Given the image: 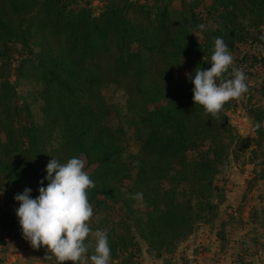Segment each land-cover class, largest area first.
<instances>
[{"label":"trees","instance_id":"trees-1","mask_svg":"<svg viewBox=\"0 0 264 264\" xmlns=\"http://www.w3.org/2000/svg\"><path fill=\"white\" fill-rule=\"evenodd\" d=\"M261 35L264 0H104L97 11L87 0H0V192L27 187L35 197L51 158L79 156L95 183L89 227L106 231L109 264H140L139 241L157 257L175 254L199 223L216 219V177L244 141L227 116L238 98L218 117L205 114L188 76L210 67L216 37L234 54L264 46ZM262 50L242 61L264 67ZM21 80L37 85L40 122L17 90ZM109 87L126 96L124 126L110 123ZM248 114L261 123L260 145L264 110ZM16 221L3 213L0 228Z\"/></svg>","mask_w":264,"mask_h":264},{"label":"rangeland","instance_id":"rangeland-1","mask_svg":"<svg viewBox=\"0 0 264 264\" xmlns=\"http://www.w3.org/2000/svg\"><path fill=\"white\" fill-rule=\"evenodd\" d=\"M87 1L96 11L104 2V0ZM186 1L192 3L195 0ZM263 47L262 45L244 44L238 47L237 53L231 54L234 61L233 67L242 68L246 75L248 90L237 99L236 105L227 112V116L233 133L244 141L240 140L239 143L232 146L229 158L220 168L216 177V184L221 189L219 198L214 199L215 203L220 201L216 219L210 225L199 223L192 236L181 242L175 254L170 256L157 257L148 250L144 243L139 241L141 252L138 262L140 264H196L194 263L195 258L198 257V254L203 257L208 246L215 250L213 252L215 255L211 258L212 261L216 254H221L224 249L231 247L227 234L234 237L233 239L238 243V245L233 243L230 250L232 263L264 264V141L257 145L258 139L252 131L253 119L248 114L249 108L264 110V96L261 88L264 86V67L242 61L243 55L262 57ZM17 90L30 104L34 120L40 122L37 85L21 80ZM102 94L106 102L114 107L110 118L111 125L113 127L120 124L124 126L126 118L129 116L124 93L118 88L109 87L104 89ZM124 145L128 151H137L138 147L131 138L127 137ZM24 189L14 188L0 194V203H4L0 205V215L15 212L19 204L14 200V196ZM3 226L4 229L0 228L2 240L0 262L3 261L1 255L7 251L5 246L7 235L13 232L19 233L20 228L18 221L5 223ZM199 234H202L200 236L205 243L203 246L202 242H197L198 237L200 238ZM23 244L30 247V249H26L27 252L35 249L27 240L23 239ZM45 252L49 254L47 251ZM185 255L189 258H186ZM54 260L53 258L48 261L53 262ZM38 262L39 260H37V264H39ZM40 262H44V257ZM84 264H87L86 258Z\"/></svg>","mask_w":264,"mask_h":264},{"label":"clouds","instance_id":"clouds-1","mask_svg":"<svg viewBox=\"0 0 264 264\" xmlns=\"http://www.w3.org/2000/svg\"><path fill=\"white\" fill-rule=\"evenodd\" d=\"M196 27L203 32L207 26L201 23ZM259 38L264 40V35ZM233 62L223 38L216 37L210 67H196L188 76L193 85V103L201 106L205 114L218 117L228 101L247 92L246 75L242 68H233ZM260 127L257 122L252 131ZM44 171L46 175L39 182L37 196L33 197L27 187L14 196L19 204L15 215L24 239L33 248L46 247L49 254L45 258H54L57 264H84L90 247L93 252L87 259L91 264H109L111 250L106 231L93 232L88 224L93 208L87 190L94 188L95 183L85 169L84 160L73 156L61 163L51 158ZM132 198L142 200L143 193L137 192ZM90 236L92 239L88 240Z\"/></svg>","mask_w":264,"mask_h":264},{"label":"crops","instance_id":"crops-1","mask_svg":"<svg viewBox=\"0 0 264 264\" xmlns=\"http://www.w3.org/2000/svg\"><path fill=\"white\" fill-rule=\"evenodd\" d=\"M1 204H4V203L1 202L0 205ZM18 232L19 233L13 232L7 235V238L5 239V243H6L5 246H6L7 251H5L1 255L2 257L1 259L3 261L0 262V264H37V260H39L38 262L39 264H52V263L57 264L55 260L52 262V261H48V259L45 258V256L47 255L45 251L47 250H43L38 247V248H35L34 250H29V252H27L26 249L27 248L30 249V247H27L25 244H23L24 237L22 235V232L20 231ZM200 235L202 234H199L198 236ZM226 236H227V239L229 240V245L231 247L233 243L238 245V243L233 239L234 237L230 236L229 234H227ZM198 241L202 242L201 244L202 246L203 244H205L203 243L202 236H200V238L198 237L197 242ZM231 247H229L228 249H224L221 254L220 253L216 254L215 259L211 261V258L213 257V255H215L213 253L215 250H213L210 246H208L207 247L208 249H205L204 256L202 257L200 256V254H198V257L195 258L196 261H194V263L196 264H235V263H232L230 259ZM43 257H44V262H40ZM186 258H189V257L187 256Z\"/></svg>","mask_w":264,"mask_h":264}]
</instances>
